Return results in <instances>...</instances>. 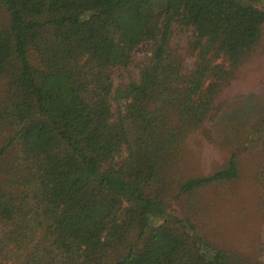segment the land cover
<instances>
[{
	"label": "trees",
	"instance_id": "1",
	"mask_svg": "<svg viewBox=\"0 0 264 264\" xmlns=\"http://www.w3.org/2000/svg\"><path fill=\"white\" fill-rule=\"evenodd\" d=\"M260 1L0 0V264H264L209 242L161 196L239 178L237 149L210 175L179 166L262 44ZM174 23L192 31L189 72ZM141 44L138 72L114 87ZM259 170L264 183V156Z\"/></svg>",
	"mask_w": 264,
	"mask_h": 264
},
{
	"label": "rangeland",
	"instance_id": "2",
	"mask_svg": "<svg viewBox=\"0 0 264 264\" xmlns=\"http://www.w3.org/2000/svg\"><path fill=\"white\" fill-rule=\"evenodd\" d=\"M264 11V0L252 3ZM7 14L0 6V28L6 26ZM190 27L174 23L170 50L177 52L184 72H189L196 53H191ZM262 44L240 67L237 77L223 96L224 107L215 117L210 131H201L197 137L185 142L180 174L186 177L212 174L227 160L230 151L238 150L241 173L231 183H219L177 196L174 184L162 198L168 212L179 219L188 220L196 232L221 249L264 260V183L260 173L261 147L264 137V25ZM148 44H141L132 54V63L126 70L114 68V87L127 82L138 72V64L148 56ZM118 110L112 101V111ZM203 132V133H202ZM240 150V152H239ZM133 233L128 239H133ZM120 244L112 259L127 247Z\"/></svg>",
	"mask_w": 264,
	"mask_h": 264
}]
</instances>
